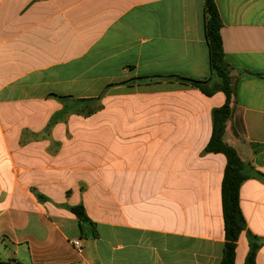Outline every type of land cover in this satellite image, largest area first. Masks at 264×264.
<instances>
[{
	"label": "crops",
	"instance_id": "obj_1",
	"mask_svg": "<svg viewBox=\"0 0 264 264\" xmlns=\"http://www.w3.org/2000/svg\"><path fill=\"white\" fill-rule=\"evenodd\" d=\"M214 3L247 176L234 264L251 238L264 264V0ZM204 21V0H0V264L220 263L226 96L184 83L220 84Z\"/></svg>",
	"mask_w": 264,
	"mask_h": 264
},
{
	"label": "trees",
	"instance_id": "obj_2",
	"mask_svg": "<svg viewBox=\"0 0 264 264\" xmlns=\"http://www.w3.org/2000/svg\"><path fill=\"white\" fill-rule=\"evenodd\" d=\"M204 35L208 48L209 68L220 78L217 88H207L206 81L185 80V84L197 87L205 95H211L214 91H222L226 96L224 105L212 112V133L206 146V152L221 153L226 158V166L221 183V203L224 223V246L222 258L219 264H234L236 242L240 233L244 230L245 223L242 217L238 193L242 182L247 178L245 167L235 150L224 143L223 133L226 122L232 115L230 107V76L229 69L223 60V51L220 38L221 22L214 0H204ZM70 211L81 223L86 222L82 206H74ZM258 244L255 239H250L249 252L245 264H254V258Z\"/></svg>",
	"mask_w": 264,
	"mask_h": 264
},
{
	"label": "rangeland",
	"instance_id": "obj_3",
	"mask_svg": "<svg viewBox=\"0 0 264 264\" xmlns=\"http://www.w3.org/2000/svg\"><path fill=\"white\" fill-rule=\"evenodd\" d=\"M76 109L77 110H80V109H82L83 110V112H87V111H90V110H92V107L91 106H88V105H84V104H79V105H77L76 106Z\"/></svg>",
	"mask_w": 264,
	"mask_h": 264
},
{
	"label": "built area",
	"instance_id": "obj_4",
	"mask_svg": "<svg viewBox=\"0 0 264 264\" xmlns=\"http://www.w3.org/2000/svg\"><path fill=\"white\" fill-rule=\"evenodd\" d=\"M72 244H73V246H74L76 249H78V250L81 249V246H80V243H79L78 240L73 241Z\"/></svg>",
	"mask_w": 264,
	"mask_h": 264
}]
</instances>
